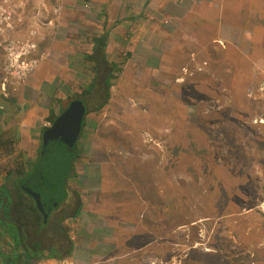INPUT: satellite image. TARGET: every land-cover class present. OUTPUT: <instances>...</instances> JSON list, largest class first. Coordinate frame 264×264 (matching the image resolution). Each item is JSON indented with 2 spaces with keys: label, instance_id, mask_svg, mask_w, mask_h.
Segmentation results:
<instances>
[{
  "label": "rangeland",
  "instance_id": "rangeland-1",
  "mask_svg": "<svg viewBox=\"0 0 264 264\" xmlns=\"http://www.w3.org/2000/svg\"><path fill=\"white\" fill-rule=\"evenodd\" d=\"M227 1L0 0V131L15 142L0 182L93 80V37L108 31L95 58L121 67L49 217L71 255L34 264H264V6ZM30 205L14 218L38 221Z\"/></svg>",
  "mask_w": 264,
  "mask_h": 264
},
{
  "label": "trees",
  "instance_id": "trees-1",
  "mask_svg": "<svg viewBox=\"0 0 264 264\" xmlns=\"http://www.w3.org/2000/svg\"><path fill=\"white\" fill-rule=\"evenodd\" d=\"M107 32L105 31L103 35L91 39L93 52L88 57V60L92 64L91 69L94 77L90 84L83 89L82 96L68 101L66 108L61 106L59 115L53 116L49 125L42 128L34 159L18 160L15 158L16 166L8 169L4 181L0 182V264H34L35 262L44 260L61 261L71 255L69 249L67 256H63L59 249L60 244L52 243L49 237L52 234L54 237L61 236L62 238H66L67 230L63 227L62 218H51L44 224L31 196V189L38 187L39 184L36 182H40L38 179H41L46 172V163L53 160L59 145L58 141L61 139L59 136L65 126L62 118L67 119L69 117L67 107L70 102L80 100L85 105V115H87L91 111H100L108 100L113 79L117 78L114 73L120 71L121 67L116 63L106 62L105 60H103V64L101 65V62L95 58L96 55L106 58L104 44L108 36ZM103 65L107 66L108 69L105 70V73H100V66ZM99 79H102L101 83L103 85L97 84ZM103 87L105 88L103 89ZM98 89L104 92V99L100 106L92 109L88 106L86 97L89 99L93 91ZM84 125L85 122L83 121V127ZM14 144L15 142L9 136H5L0 131V159L14 154ZM75 159H77V154ZM37 177L38 179H36ZM23 183L26 186L24 191L20 188ZM33 183L35 184L33 185ZM35 185L37 186L34 187ZM15 193L19 196L18 201L14 198ZM74 197H76V193H74ZM20 198L21 200L26 198L29 204H31V207H28V213H32L34 217H39L38 221L33 219L32 225L27 222L23 223L22 220L16 217L14 218V211L17 214L18 210V207L14 206V203H19L21 201ZM80 206V203H78L74 216L79 214ZM47 227L51 228L52 233L46 231Z\"/></svg>",
  "mask_w": 264,
  "mask_h": 264
},
{
  "label": "water",
  "instance_id": "water-1",
  "mask_svg": "<svg viewBox=\"0 0 264 264\" xmlns=\"http://www.w3.org/2000/svg\"><path fill=\"white\" fill-rule=\"evenodd\" d=\"M67 110L69 117L62 118L65 126L59 136L60 144L52 160L51 168L45 176L47 180L44 185L37 187L31 193L44 224L47 223L51 212L67 198V179L72 172L77 142L83 128L85 105L80 100H73Z\"/></svg>",
  "mask_w": 264,
  "mask_h": 264
},
{
  "label": "crops",
  "instance_id": "crops-1",
  "mask_svg": "<svg viewBox=\"0 0 264 264\" xmlns=\"http://www.w3.org/2000/svg\"><path fill=\"white\" fill-rule=\"evenodd\" d=\"M183 2V5L184 4H187V7L190 5V0H181ZM192 1V0H191ZM208 1V0H207ZM204 2L201 1V4L199 6H201ZM228 1L227 0H217V5H215L216 7L214 9H210L208 12L209 13H213V12H218V11H221V12H224L225 8H228V5L227 4ZM260 5L261 6H264V0L262 2H260ZM202 9L199 10V15H202ZM257 14H258V11H256ZM263 15H264V9H263ZM257 20V18H256ZM240 29V28H239ZM243 34H245L246 32H248V36H249V40L252 39V36H253V32L252 31H249V30H241ZM243 36V35H241ZM261 46L263 47H260L261 50H264V32L261 34ZM37 263V262H36Z\"/></svg>",
  "mask_w": 264,
  "mask_h": 264
}]
</instances>
